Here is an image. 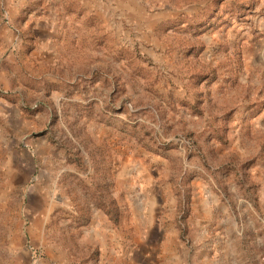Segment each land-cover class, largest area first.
Listing matches in <instances>:
<instances>
[{
  "label": "rangeland",
  "instance_id": "obj_1",
  "mask_svg": "<svg viewBox=\"0 0 264 264\" xmlns=\"http://www.w3.org/2000/svg\"><path fill=\"white\" fill-rule=\"evenodd\" d=\"M5 1L0 264H264V0Z\"/></svg>",
  "mask_w": 264,
  "mask_h": 264
},
{
  "label": "crops",
  "instance_id": "obj_2",
  "mask_svg": "<svg viewBox=\"0 0 264 264\" xmlns=\"http://www.w3.org/2000/svg\"><path fill=\"white\" fill-rule=\"evenodd\" d=\"M22 7V4H21ZM24 9L22 11V20L25 22V26H26V21L32 19V17H35V11L29 10L27 11V9L25 8V6H23ZM8 8V9H7ZM13 11L10 8V6H8L7 2L5 0H0V20L3 19V17H7V13L11 14ZM20 14V13H19ZM25 15H28V19L25 18ZM26 20V21H25ZM39 20H37V24H39ZM5 28L1 27L0 25V48H1V42H2V38L4 37V33H5Z\"/></svg>",
  "mask_w": 264,
  "mask_h": 264
}]
</instances>
